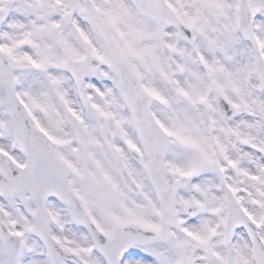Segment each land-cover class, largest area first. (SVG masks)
Listing matches in <instances>:
<instances>
[{
	"label": "snow or ice",
	"instance_id": "1",
	"mask_svg": "<svg viewBox=\"0 0 264 264\" xmlns=\"http://www.w3.org/2000/svg\"><path fill=\"white\" fill-rule=\"evenodd\" d=\"M0 264H264V0H0Z\"/></svg>",
	"mask_w": 264,
	"mask_h": 264
}]
</instances>
